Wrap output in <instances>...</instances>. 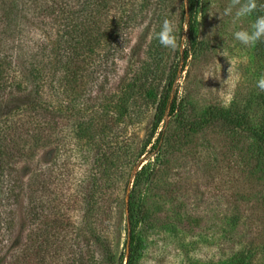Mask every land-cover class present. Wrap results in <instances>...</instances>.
Returning <instances> with one entry per match:
<instances>
[{"label": "rangeland", "instance_id": "obj_1", "mask_svg": "<svg viewBox=\"0 0 264 264\" xmlns=\"http://www.w3.org/2000/svg\"><path fill=\"white\" fill-rule=\"evenodd\" d=\"M63 1L33 0L22 4L27 10L0 1L9 35L4 62L16 61L21 83L38 82L41 105L58 113L53 130L42 129L40 116L26 126L35 153L15 167L24 183L30 178L44 215L34 223L31 202H18L11 241L3 247L0 236V264H126L127 195L142 166L133 264H264V146L257 140L264 38L245 45L233 35L253 30L264 0H195L193 38L186 0H90L82 8L68 0V15L53 21L45 9L54 3L58 11ZM250 2L252 11L237 17ZM165 18L187 47L159 44L154 34ZM77 42L95 49L85 57L88 77L68 76L67 96L61 65L79 54ZM209 65L216 73L206 78ZM167 90L158 121L157 100ZM236 114L244 122L225 123ZM46 242L50 250L35 254Z\"/></svg>", "mask_w": 264, "mask_h": 264}, {"label": "trees", "instance_id": "obj_2", "mask_svg": "<svg viewBox=\"0 0 264 264\" xmlns=\"http://www.w3.org/2000/svg\"><path fill=\"white\" fill-rule=\"evenodd\" d=\"M0 1H8V0H0ZM17 6V1H20V10H27L29 9L28 6L26 8L22 7L23 3H30L33 0H10ZM85 1L90 0H76L74 5H78L79 8H82ZM108 0H95L94 5H102V3L107 2ZM187 2V13L189 16L188 23H189V35L190 37L195 36V0H186ZM54 3L50 4L45 10H47L48 15H53V21L59 18L61 14L68 15V0L63 1L58 6V11L56 10ZM114 5V4H113ZM102 11V10H101ZM96 13V12H95ZM103 13V11H102ZM67 18V16H66ZM62 21H65L64 17L61 16ZM108 24H104L103 31L107 29ZM8 27V20L5 18V14L0 13V203L3 199H6L5 210L6 215H2L0 212V232L1 230L4 231L3 234L1 233L0 236L2 239L6 240L7 242L3 245L6 246L7 243L11 241L12 231L11 230L13 222H14V210L18 204V202L22 200H27L31 202V207L28 208V218L32 219L35 223L36 221L40 222L43 214V210L34 204V200L32 199V192H33V185L30 182V178L28 177V182L24 183V178H22L19 174H17V168L15 167L16 163L20 162V159L29 160L34 156V149L36 148L33 143H29L26 138H28V129L27 124H32V122L37 123V118L40 116L42 122L46 125L43 126L42 129H54L57 128L58 125V117L57 112L51 111L45 105L42 104L41 95L43 91L38 82L29 83L26 82L22 84L21 78H18L20 73L16 72L15 68L16 61H9V63H5L4 59L8 57V54L4 51L1 52V48L3 46L2 42L9 36L6 28ZM107 32L104 33L106 35ZM103 35V37H104ZM110 34L107 33V36ZM81 39V37H80ZM86 41H88L87 38ZM79 45L76 46L77 56L72 54V56H67V61H64L61 65L62 69L61 72L63 76L60 79V84H64L63 87V94L68 96V76L72 75V79L81 81L85 79L86 76L88 77V73L86 71L87 61L86 56L88 58V54L91 50L95 48L89 45L84 49L85 43L82 44L80 42ZM93 44V43H92ZM84 46V47H83ZM81 47H83V53L85 54L84 58L82 55L80 56ZM187 50L184 52V60L187 58ZM70 62L75 67L73 70L69 68L72 67ZM69 63V64H68ZM14 67V68H13ZM83 71L85 73L83 74ZM22 77V76H21ZM80 85V84H78ZM171 85V82L169 86ZM66 96L64 100V107L68 110V97ZM169 98V92H164L160 94L156 110L158 113V121L161 119L162 115L167 106ZM10 105H16L13 110L3 112V110L8 109ZM173 107V106H171ZM38 108V109H37ZM42 111V112H41ZM36 115V117H35ZM68 117V116H67ZM244 122V118L242 115L236 114L235 117H228L225 123H236L237 126L240 125V121ZM40 122V121H39ZM52 132H49L48 136L46 137L51 138ZM257 140L262 143L264 146V125L262 129L259 130L257 135ZM19 159V160H18ZM144 166L141 167L139 171L135 173V178L132 182L131 189L127 195L128 197V218L129 224L131 228V235H130V253L127 259L126 264H133L132 256H131V248L135 239L134 236V221L137 215V198L140 194L141 186L146 178L144 174ZM43 174V173H42ZM3 180L7 182L4 183ZM4 186V187H3ZM9 209V212H8ZM48 225V224H47ZM6 230V231H5ZM47 240V236L45 238ZM48 242L42 247H38L35 250V254H38L40 251L48 252L50 247L47 246ZM60 249V248H59ZM30 250V249H29ZM90 249L87 250L89 252ZM32 252V251H31ZM56 253V251L54 252Z\"/></svg>", "mask_w": 264, "mask_h": 264}, {"label": "clouds", "instance_id": "obj_3", "mask_svg": "<svg viewBox=\"0 0 264 264\" xmlns=\"http://www.w3.org/2000/svg\"><path fill=\"white\" fill-rule=\"evenodd\" d=\"M255 7L254 3H248L242 6L237 12L236 16H244L252 11ZM231 13V8L225 10V14ZM253 30L251 32L247 30H238L233 35L234 38L245 45H254L257 41L264 38V16H259L253 24ZM177 25L173 20L165 18L162 21L160 31L154 34V37L158 40L159 44L170 49H183L188 46L186 38L181 35L178 36ZM216 68L212 65L207 66L205 71L206 78L215 76ZM257 87L264 91V76H261L257 80ZM230 99V97H229Z\"/></svg>", "mask_w": 264, "mask_h": 264}]
</instances>
